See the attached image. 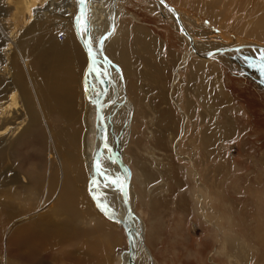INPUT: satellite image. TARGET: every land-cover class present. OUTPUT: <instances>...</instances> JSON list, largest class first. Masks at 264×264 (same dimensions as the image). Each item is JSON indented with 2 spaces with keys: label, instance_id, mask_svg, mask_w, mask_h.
Masks as SVG:
<instances>
[{
  "label": "rangeland",
  "instance_id": "374dc122",
  "mask_svg": "<svg viewBox=\"0 0 264 264\" xmlns=\"http://www.w3.org/2000/svg\"><path fill=\"white\" fill-rule=\"evenodd\" d=\"M19 1L0 0V64L4 65L9 62L8 58L14 57V54L3 52L9 44L7 36L12 34L15 39H20L28 34L24 38L26 44H23L26 48L22 49L30 61L29 74L23 71L19 62L17 68L20 66L25 76L23 78L26 82L28 80L30 92V81L34 87L39 86L42 90L43 86L38 84L41 80L39 70L43 66L40 68L37 65V59L49 48L48 40L62 43L66 34L62 31L53 33V37L47 40L44 35H47L55 20L49 22L48 25H51L48 27L37 22L38 15L34 16L33 10H29L26 4L22 7ZM49 2L38 0L35 8L43 10ZM60 2L54 0L56 6ZM164 2L179 14L177 17L181 27L176 17L166 15L155 0H119L117 4L119 19L130 24L132 34L135 33V27L139 26L145 28L159 43L158 62L163 66V77L169 83L162 87L159 79L156 83L153 78L147 79L142 75L148 71V67L136 58V54H141V48L133 46V35H129L127 47L132 54L131 59L134 58L129 78L138 92V104L129 128L123 161L131 170L132 205L134 213L144 225L141 243L147 250V255L140 254L137 257V264H264V49H261L264 48V0ZM16 6L19 11H16ZM54 12L60 19L72 21L70 15H64L59 10ZM118 22L121 25V21ZM222 34L231 38L223 40L220 37ZM38 36L43 41L31 45L29 40L36 41ZM239 41L243 45L261 48L237 47ZM223 45L228 47H218ZM194 46L199 52L196 53L198 56L193 51ZM200 54L203 56L200 57ZM69 56L72 57L71 54ZM149 59L155 63L152 56ZM67 67L77 73L75 81L68 85L72 95L69 98L74 102V110L71 111H79V115L81 111L84 113V125L81 126H85L84 132L87 126L84 140L88 151L95 136L94 128L92 130L95 114L86 105L80 91L83 65L79 68V74L75 64L69 62ZM168 109H171L172 114L169 121H163L166 124L162 127L158 117L163 111L168 112ZM21 111L24 112L22 107ZM48 124L55 130L69 129L66 135L73 129L69 122H57L53 113ZM46 138L49 142V138ZM14 141H11L9 148H15L22 155L23 171L26 169L28 173L27 169H36L38 166L42 170L39 174L44 173V179L47 169L50 175L54 171L60 173L56 164H47V159L41 160L42 163L34 157L42 147V152L49 150L48 143L47 147H40L36 140H27L26 143L30 144L16 148ZM46 150L45 153H48ZM32 154L34 158L30 159ZM5 164L6 161H3L0 171ZM42 168L47 169L44 171ZM0 183V201L15 208L19 212L15 220L21 222L19 227L13 229H9L12 222L8 225L9 239L12 240L15 232L28 225L27 218L49 221L51 225H64L65 222L68 229L79 231L80 234H76L78 237L75 236L62 246L51 247L53 251L46 258L49 264H75L70 254L104 231V226L98 224L96 218L91 221L92 215L86 206L89 202L86 192V204L78 206L81 215L77 214L72 220L75 223L69 224L66 216L64 218L57 211V204L52 199L54 195L43 203L38 202L39 206L30 216L27 212L29 200L15 199L13 186ZM76 184L79 188H85L82 183ZM9 186L12 189H8ZM96 210V216L106 219L97 206ZM40 211L44 213L42 217ZM105 222V227L121 240L120 243L116 242L117 245L112 248L105 262L121 264L120 256L128 249L125 234L123 230L116 229V225H120L118 222L108 219ZM2 235L0 233V264H23L14 254L15 246L9 249L8 259L4 260L5 252L1 254Z\"/></svg>",
  "mask_w": 264,
  "mask_h": 264
},
{
  "label": "bare ground",
  "instance_id": "6f19581e",
  "mask_svg": "<svg viewBox=\"0 0 264 264\" xmlns=\"http://www.w3.org/2000/svg\"><path fill=\"white\" fill-rule=\"evenodd\" d=\"M118 1L119 0L85 1L82 14L89 23L88 44L94 59V61L91 62L85 42V34H82V29L78 22L79 17L77 15V7L79 0H61L57 6L54 3V0H50L49 4H47L43 10L35 8V4H37L38 0H20L18 4H21L22 7L24 4L28 5L29 10H33L34 16L38 15L36 18L37 22H42L43 25L45 24L48 27L51 25V23L48 25L49 22L55 20V23L49 27L47 35H44L47 40L49 37H53V33L57 34L61 31L63 33L65 32L66 38L62 43L54 42L53 39L48 40L49 48L46 49L37 59V65H39L40 68L43 66L42 70H39V68L37 69L39 70L41 79L38 85L43 86L42 90L39 86L37 88L34 87L33 82L30 81V85L32 86L31 93L29 91L28 80L26 82L24 79L25 76L23 71H26V73L29 74L30 61L26 56L27 53L23 52L22 47L24 49L26 48L23 44H26L24 38H26L28 34H24L20 39H15L12 34L7 36L9 44H7L6 50L3 52L8 55L14 54V57L8 58L9 62L7 61L4 65L0 64V165L3 164V161H6V164L1 168L2 171H0V182L5 185L8 184L13 186L14 192H12V194L14 193L16 197L15 199L25 198L29 200L30 206L27 209L29 215L30 213H33L36 206H39V204L37 205L38 202L43 203V201L45 202V200L54 195V198L52 199H54L53 202L57 204V211L64 215V218L66 216L67 221H65L69 224H73L75 220H72L81 212L78 206L86 204V198H84V193L86 192L89 199V202L86 201V206L88 208L87 210L92 215H90L92 218L91 221L96 218V222L101 226H104V231H102L100 235L98 234L99 237L96 236L94 239L91 237L89 240L90 242H84L80 250L74 251L70 254L73 263L75 264H108L109 261L106 263L105 260L111 255V250L116 242L120 243L121 240L114 237L113 231L105 227L107 225L105 222V220L108 219L107 217L112 218L108 220L118 222L121 226L116 225V229L123 230L124 234V229L129 226L131 227L132 253L129 255L128 249L127 251H124L120 256L122 260L121 264H130V258L132 259L133 264H137L138 260L136 259L140 254L147 255V250L141 243L144 225L140 218L134 213L132 205V182L129 181L124 190L126 203L129 205V208L133 213V216L130 218L120 189L121 184L125 180V174L120 165L114 161L112 156L113 154L118 155L125 164L123 161L125 154L124 148L129 136L128 134H130V125L133 121L134 114L136 113L135 107H137L138 104L136 101L138 100V92L133 87L129 78L134 58L131 59L132 54L130 55L127 47V38H130L133 35V41L135 42L133 46L135 45V48H141V54H136V58L141 63L144 62L146 67H148V71L142 73V75L147 79L153 78L154 81L156 80V83L159 79L162 87L169 83L167 82L168 80L163 77V66L158 62L157 52L159 43L149 35L148 32H146L145 28L137 26L134 29V34L130 32L131 28L124 24L125 20L122 22V20L119 19L120 13L117 10ZM155 1L163 7L166 15L175 16L178 25L180 27L182 26L177 17L179 14L173 12L166 5L164 2L165 0ZM15 9L16 11H19L17 10V6ZM55 10H59L64 15H70L72 21L69 22V20H63V18L60 19L61 17L59 18L57 16L54 12ZM99 10L100 13H98ZM259 20H262V18ZM118 21H121V25H119ZM220 37L223 40L231 38L227 34H222ZM41 39L42 38L38 36L36 41H33V39L29 41L32 45L39 42V40L42 42L43 40ZM243 44V42H240L237 44V47L251 48L253 46ZM218 47L224 48L228 47V45ZM255 47L256 49L261 48L257 46H253L252 48ZM248 49H246V51H248ZM193 51L195 54H199L195 46L193 47ZM70 54L72 55L71 58L69 56ZM150 56L155 59V63H153L152 59H149ZM201 56L203 55L200 54V57ZM66 57L72 65L75 64L78 67V74L80 72L79 68L83 65V70L80 73V91L84 98L83 100L86 101V105L92 109L94 114L96 97L99 92L105 89L104 81H107L108 83L105 96L101 99V117L106 126L107 139L105 147L100 154L98 151L100 148L101 134L103 132V125L100 117L95 114L94 127L91 126L92 130L94 128L95 136L91 143L92 146L90 145L88 151H86L84 137L87 134V126L85 132V126H81L84 125V113L81 111L79 115V111L78 113L71 111L72 109L74 110V102L70 101L69 97L72 95H70L71 88H69L68 85H71V83L75 81L77 73L73 68L72 70L68 69L67 65L69 62ZM18 62L24 68L23 71L20 66L19 69L17 68ZM142 75L140 73V76ZM18 98H21L20 102L18 101ZM33 98L34 100L36 99L35 102H33ZM179 104L180 103L178 102V109H180ZM189 104L190 102H188L187 108L190 112L191 107ZM20 107H22L24 112H20ZM34 110H37L38 113L36 114V111ZM170 111L171 109H168V112L163 111L161 116L159 115L158 119L159 121L161 120L160 125L162 127H165L166 124L163 121H169L168 118L172 114H170ZM52 113L55 115L57 122H69L70 126L73 128L72 132L66 135L69 129H66V131L63 130L65 128L61 131L59 128L57 130L53 129L48 124ZM46 137L49 138L50 143L47 141ZM27 140H34V142L36 140L38 145L40 144V147L43 145L47 147L46 143H48L50 148L49 150L45 149L48 153H45V150L43 152L41 151L44 149L43 147L42 149L38 148L40 149V153H37L38 155H34V157L37 161L42 163L43 161L41 160L47 159V164H56L55 166L59 167L60 173L58 171H54L53 173L50 171L52 173L50 175L47 168V170L45 169L46 171L42 168L46 174L44 179V173L42 175L39 174L42 170H40V167L37 168L38 166H36V169H27L28 173H26V169L23 171L21 160L22 155L19 151L14 150L15 148L11 150L9 145L11 141L15 142L14 145H16V148L23 144L28 145L29 142L26 143ZM44 153L46 154V157H44ZM34 157L32 154L29 158L33 159ZM95 157H97V163L93 167V160ZM37 161H35V163H37ZM125 165L127 166V164ZM31 167L32 166H30V168ZM60 175L61 180L59 179ZM70 180L74 183L71 184ZM76 183L84 184L85 188H79ZM2 188H4V185ZM5 188L7 187L5 186ZM9 188L10 186L8 189ZM93 203L96 204L97 208L100 210L99 212L102 215H105L106 219L102 216H96L97 210ZM51 212L52 210L50 209V213ZM86 213L89 214L88 212ZM40 214L42 217L44 213L42 214L41 212ZM50 215H52V213ZM80 215L77 217L78 220L80 219ZM17 216H19V212L15 208L0 201V233L3 234V239L1 238L3 240V250L1 254L5 252L3 255L4 260L8 259L7 255H9V249L15 246L16 250H14V254L17 259L23 261V264H49L46 258L49 252L53 251L51 247L55 248L62 246L68 241L74 239L75 236H77V233L80 234L79 231H75L74 229L70 230V228L68 229L65 222L64 225L63 223L61 224L62 226L60 224L51 225L48 223L49 221L45 222L38 218H27V221H29L28 225L15 232L11 240L8 238L10 232L9 229H13L15 226L19 227L21 223L20 221L15 220L18 218ZM10 223L12 226L7 230L6 228H8ZM94 223L95 221L93 224ZM97 229L99 228L97 227ZM125 238L128 248L126 234Z\"/></svg>",
  "mask_w": 264,
  "mask_h": 264
},
{
  "label": "water",
  "instance_id": "95a60500",
  "mask_svg": "<svg viewBox=\"0 0 264 264\" xmlns=\"http://www.w3.org/2000/svg\"><path fill=\"white\" fill-rule=\"evenodd\" d=\"M85 1L84 2H81V0H79L78 2V7H77V15L78 17H84L83 14H82V9L84 7V4H85ZM85 19V18H84ZM86 21V19H85ZM87 23V33L85 34V42H86V45H87V49L89 51V57H90V60L91 62L94 61L93 59V55H92V52H91V49L89 47V44H88V37H89V23L86 21ZM92 69V68H91ZM100 80V78H99ZM104 85H105V89L101 92L98 93L97 97H96V102H95V114L96 116L100 117L101 119V123L103 125V132L101 134V142H100V148H99V151L98 153L100 154L101 151L103 150V148L105 147V144H106V139H107V135H106V126L104 124V122L102 121V112H101V99L105 96V93L107 91V88H108V83L107 81H104ZM113 159L114 161L120 165L121 169L124 171V174H125V180L124 182L121 184L120 186V189H121V193H122V196H123V200L126 204V207L128 209V213H129V217L131 218L133 216V213L131 212L130 208H129V205L126 203V198L124 196V190H125V187L128 185L129 181H130V177H131V172H130V169L122 162V160L119 158L118 155L116 154H113ZM97 163V157H95V159L93 160V167L95 166V164ZM108 219H112L110 217H107ZM125 230V234L127 236V239H128V252H129V255H131L132 253V244H131V227H127ZM129 263L130 264H133V261L132 259L130 258L129 259Z\"/></svg>",
  "mask_w": 264,
  "mask_h": 264
},
{
  "label": "snow or ice",
  "instance_id": "6c2138e0",
  "mask_svg": "<svg viewBox=\"0 0 264 264\" xmlns=\"http://www.w3.org/2000/svg\"><path fill=\"white\" fill-rule=\"evenodd\" d=\"M81 2H84V0H81ZM80 27L82 29V34H86L87 33V23L84 19V17H80L78 20Z\"/></svg>",
  "mask_w": 264,
  "mask_h": 264
},
{
  "label": "crops",
  "instance_id": "0c3cea01",
  "mask_svg": "<svg viewBox=\"0 0 264 264\" xmlns=\"http://www.w3.org/2000/svg\"><path fill=\"white\" fill-rule=\"evenodd\" d=\"M123 22V21H122ZM121 24V23H120ZM124 24H126L127 26H129L127 23H124Z\"/></svg>",
  "mask_w": 264,
  "mask_h": 264
}]
</instances>
